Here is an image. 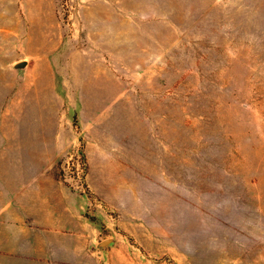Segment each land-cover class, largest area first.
Returning <instances> with one entry per match:
<instances>
[{"label": "rangeland", "instance_id": "rangeland-1", "mask_svg": "<svg viewBox=\"0 0 264 264\" xmlns=\"http://www.w3.org/2000/svg\"><path fill=\"white\" fill-rule=\"evenodd\" d=\"M8 3L0 209L55 161L147 264H264V0Z\"/></svg>", "mask_w": 264, "mask_h": 264}, {"label": "crops", "instance_id": "crops-1", "mask_svg": "<svg viewBox=\"0 0 264 264\" xmlns=\"http://www.w3.org/2000/svg\"><path fill=\"white\" fill-rule=\"evenodd\" d=\"M54 166L42 162L35 176L18 183L11 204L1 207L0 264H147L130 240L131 229L102 234L109 219L101 188L89 183L99 196L94 198L79 192L49 171Z\"/></svg>", "mask_w": 264, "mask_h": 264}, {"label": "water", "instance_id": "water-1", "mask_svg": "<svg viewBox=\"0 0 264 264\" xmlns=\"http://www.w3.org/2000/svg\"><path fill=\"white\" fill-rule=\"evenodd\" d=\"M27 64H28L27 60H21L15 64V67L20 69V70H24L26 68Z\"/></svg>", "mask_w": 264, "mask_h": 264}]
</instances>
